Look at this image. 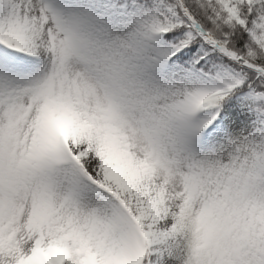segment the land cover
<instances>
[{"label": "snow or ice", "instance_id": "snow-or-ice-1", "mask_svg": "<svg viewBox=\"0 0 264 264\" xmlns=\"http://www.w3.org/2000/svg\"><path fill=\"white\" fill-rule=\"evenodd\" d=\"M0 264H264V0H0Z\"/></svg>", "mask_w": 264, "mask_h": 264}]
</instances>
